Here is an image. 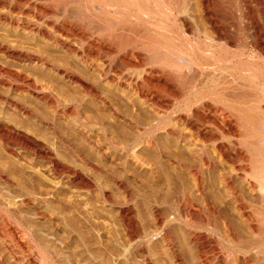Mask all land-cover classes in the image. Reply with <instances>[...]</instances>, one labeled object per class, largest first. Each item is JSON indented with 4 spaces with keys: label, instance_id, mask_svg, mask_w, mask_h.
<instances>
[{
    "label": "bare ground",
    "instance_id": "6f19581e",
    "mask_svg": "<svg viewBox=\"0 0 264 264\" xmlns=\"http://www.w3.org/2000/svg\"><path fill=\"white\" fill-rule=\"evenodd\" d=\"M155 244L264 264V0H0V264Z\"/></svg>",
    "mask_w": 264,
    "mask_h": 264
},
{
    "label": "rangeland",
    "instance_id": "374dc122",
    "mask_svg": "<svg viewBox=\"0 0 264 264\" xmlns=\"http://www.w3.org/2000/svg\"><path fill=\"white\" fill-rule=\"evenodd\" d=\"M228 19H229L228 21H232L230 18H228ZM231 46H232V45H231ZM228 47H229V45H228ZM249 50H250V49H249ZM6 191H7V190H6ZM6 191H5V192H6ZM105 214H106V212H105ZM105 214H104V216H105ZM107 215L109 216V214H106V217H108ZM31 217L33 218V216H31ZM139 220L142 221L141 218H140ZM142 222L145 223V221H142ZM35 225H36V229H35V231H36L37 236H40L41 233H42V234H45V233H43V231L41 230V229H43V227H42L43 224H42L41 222H39L38 225H37V223H36ZM47 237H48V238H52V240L54 239V238H53L52 236H50V235H48ZM177 240H178V243H179L180 240H179L178 238H177ZM55 241H56V240H55ZM55 241L53 240V242H55ZM55 243H58V241L55 242ZM156 245H157V246H156ZM159 246H160L159 244H155L154 247H153V251L155 252V258L157 259V261L160 259L161 262L158 261L159 264H162V263L165 264V260L163 259L162 256H160V255H161V254H160L161 252H160V247H159ZM154 249H157V251H158L159 253H158V252L156 253V250H154ZM59 250L61 251L62 249H59V248H58V251H59ZM63 251H64V250H62V252H63ZM156 254H157V255H156ZM5 259H6V258H5ZM5 259H4V263H5V264H9V263H8L9 260H5Z\"/></svg>",
    "mask_w": 264,
    "mask_h": 264
}]
</instances>
